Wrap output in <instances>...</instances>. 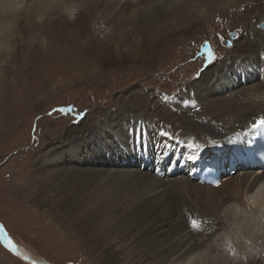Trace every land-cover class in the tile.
Segmentation results:
<instances>
[{"label":"rangeland","instance_id":"obj_1","mask_svg":"<svg viewBox=\"0 0 264 264\" xmlns=\"http://www.w3.org/2000/svg\"><path fill=\"white\" fill-rule=\"evenodd\" d=\"M18 2L7 0L8 12L2 6L5 15L0 17L9 16L6 24L0 22V226L33 256L52 264H147L139 254L144 235L138 229L154 226L155 216L113 241L121 255L112 257L104 247L105 241L109 243L104 224L93 222L92 217L80 212V206H70L67 192L57 188L60 182L56 179L61 176L62 182L65 170L45 172L37 159L65 144L69 133L83 127L89 116L97 121L99 111H117L132 96L150 101L151 106L159 95L180 101L188 97L204 104L209 97L223 96L229 102L231 93L210 96V83L201 91L203 97L196 92V82L207 70L213 72L209 82L219 73H226L227 67L236 69L242 61H248L247 52L237 49L235 43L245 35L249 24L256 23L249 18L254 19L264 9L250 14L252 7L247 0L223 13L215 12L197 31L193 30L194 37L179 34L171 45L164 44L165 50L156 52L153 61L152 47L141 49L136 42L160 24L161 30H182L183 25L168 19L160 5L149 19H142L141 26L140 20L131 17L132 10L123 11L125 15L114 23L112 16L102 20L101 13L89 15L93 6L79 0H25L16 11ZM231 33L238 35L237 41H231ZM90 75L88 82L76 79ZM84 138L80 133L70 143ZM236 172L234 165V173L228 175ZM234 211L239 219L243 217L240 208ZM223 221L226 228L218 230L206 247L217 249L201 250L202 263L216 264L221 250L228 246L224 252L231 251V256L227 255L230 260L226 258L223 264H264V241H255L248 251L233 243V238L248 243L257 233L246 237L237 223H228L225 216ZM168 225L166 222L164 230L169 229ZM251 225L259 228L257 232L264 230V224L263 228ZM0 264L29 263L0 242Z\"/></svg>","mask_w":264,"mask_h":264},{"label":"bare ground","instance_id":"obj_2","mask_svg":"<svg viewBox=\"0 0 264 264\" xmlns=\"http://www.w3.org/2000/svg\"><path fill=\"white\" fill-rule=\"evenodd\" d=\"M19 1L16 11L20 9L19 3H25V0ZM79 1L93 6L89 15L101 13L102 20L112 16L114 23L125 15L123 11L132 10L131 17L140 20L141 25L142 19H149L159 5L165 8L168 19L175 20L177 25L183 22L182 30H161L160 24L143 35L142 40L135 41L141 49L152 47L154 61L156 52H161L164 44L171 45L179 34L194 37L193 30L197 31L209 16L247 0ZM248 2L252 7L250 14L264 9V0ZM8 5L7 0H0V17L5 15L2 6L7 9ZM117 11L122 13L113 16ZM6 19L9 16L0 20L2 25L6 24ZM125 19L128 18L125 16ZM253 20L256 23L249 24L245 35L235 43L237 49L247 52L248 61H242L236 69L227 67L226 73H219L209 82L213 72L207 70L196 82V92H203L210 83V96L233 94L229 102L223 96L209 97L210 101L204 104L192 102L188 97L180 101L159 95L160 99L151 106L144 98L129 96L131 99H126L117 111L109 110L108 114L99 111L96 118L104 120L102 123L89 116L90 120L85 121L83 127L69 133L65 144L49 149L37 159L45 172L55 168H61L60 172L65 170L63 181L61 176L56 179L60 182L57 188L67 192L70 206H80L81 213L92 217L98 225L104 224L109 239L104 247L112 257L121 255L114 249L113 241L123 238L136 225H146L153 216L156 218L154 226L138 229L144 235L139 254L147 264H203L201 250L217 249L206 247L218 230L226 228L224 216L228 223H237L238 230L246 237L248 233H257L254 237L251 233L253 240L248 243L245 239L233 238L236 247H245L248 251L255 246V241H264V230L257 232L259 228L251 227L252 223L261 227L264 224V172L255 160L260 129L264 127V32L258 29L264 22V11L254 19L249 18ZM91 78L90 75L76 79L84 83ZM223 100L226 102L221 106L219 103ZM94 122L96 124L92 125ZM80 133L85 138L70 143ZM214 163L224 167L227 175L231 164L236 166L237 172L223 175L218 187L200 185L195 174L202 166ZM236 208L241 209L239 214L243 217L240 219L234 211ZM166 222L171 227L168 225L167 231L164 230ZM6 238L12 245L8 250L25 262L52 264ZM227 247L221 250L216 264H223L231 256V251L224 252Z\"/></svg>","mask_w":264,"mask_h":264},{"label":"water","instance_id":"obj_3","mask_svg":"<svg viewBox=\"0 0 264 264\" xmlns=\"http://www.w3.org/2000/svg\"><path fill=\"white\" fill-rule=\"evenodd\" d=\"M258 29L264 32V22H262L261 24L258 25ZM230 39L231 41H236L238 39V35L236 33H231L230 35ZM227 46H231V42H227ZM7 236L5 235V232L3 231L2 227L0 226V242L2 243V245L7 248L10 249L12 248L10 245V242L7 240L6 238ZM35 264V263H34Z\"/></svg>","mask_w":264,"mask_h":264}]
</instances>
